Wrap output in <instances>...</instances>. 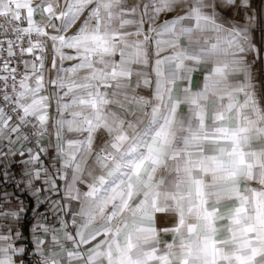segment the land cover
Wrapping results in <instances>:
<instances>
[{
    "label": "snow or ice",
    "instance_id": "snow-or-ice-1",
    "mask_svg": "<svg viewBox=\"0 0 264 264\" xmlns=\"http://www.w3.org/2000/svg\"><path fill=\"white\" fill-rule=\"evenodd\" d=\"M0 18V161L27 153V185L49 207L33 264H264V0H0ZM17 48L41 53L23 73ZM33 137L38 152L24 149ZM0 201V264H25L13 230L25 209ZM157 213L173 225L157 229Z\"/></svg>",
    "mask_w": 264,
    "mask_h": 264
},
{
    "label": "crops",
    "instance_id": "crops-1",
    "mask_svg": "<svg viewBox=\"0 0 264 264\" xmlns=\"http://www.w3.org/2000/svg\"><path fill=\"white\" fill-rule=\"evenodd\" d=\"M251 1V0H250ZM131 2V0H130ZM26 15V13H25ZM35 20H39L40 17L37 15L34 17ZM26 22V21H25ZM79 26V22L77 23L76 27ZM76 30L75 27L69 30V35ZM130 31H134V29H129ZM41 55V53L37 50L34 54L32 59H27L28 61H33L35 59V56ZM116 59H119V55H117ZM154 59V57H153ZM73 63V61H65L64 67H68ZM133 76L131 77V83L132 86L135 87V83L137 80V76L135 75V72L139 70V66L133 65ZM206 67L205 65H201L200 69L193 72L191 75V84L190 87L192 91H196L201 87L202 84V74H203V68ZM143 71L150 73L149 78L154 80V74H151V63L147 68H144ZM51 74V51L50 48L47 52V58L44 61V75H45V81L48 80L49 75ZM186 86V82L184 81H178L177 82V89H180L181 87ZM54 89L51 88V86H48V92H53ZM109 93L111 92V89L108 90ZM136 93L141 96H151V90L150 89H144L143 87L136 89ZM131 94V93H130ZM122 99V97H121ZM114 107V106H113ZM119 110V109H117ZM150 111V108L148 109ZM181 112L187 111V106L183 105L180 108ZM50 125H49V133L51 135H45L41 141V143L48 148L47 155L41 153V160L43 163L51 170L52 168V161L51 158L55 155L53 145L56 143L55 139V130L51 127V122L57 119V113L55 111V101L53 100V106L50 109ZM128 119H132V117L129 115L127 117ZM146 119V118H145ZM103 136V133L98 134V138L96 139L95 143L97 146H99L100 139L99 137ZM13 148L15 150L20 149V145L14 144ZM33 148L32 144L30 142L24 144V149ZM34 149V148H33ZM4 151H7V147H4ZM36 150V149H34ZM37 152L39 151L36 150ZM28 156L27 153H25L24 157H21L19 155L10 156L5 161H0V197L7 195L9 203H4V208L6 209H12V210H19L21 203L23 204V207L25 211L20 212V219L16 221L13 224V230H18L21 233V238L19 240L23 241L26 240L27 243H29V251L27 253V256L31 260L33 264V256L31 255V252L34 248V245L32 243V228L33 226L40 220H42V217L37 215L38 213H48L49 207L46 202H44V197L47 195L46 193H41L39 195V201L37 199V196L33 194L32 189L27 185V180L25 177V164L22 162L23 160H27ZM56 167H60V164L57 163L55 165ZM5 168L8 169V178L5 180V177L3 175ZM36 186H40V181H36ZM58 183L63 186L62 181H58ZM52 199L58 200L60 197L53 195ZM2 203V201H0ZM35 209V211H34ZM73 209L78 210L79 204L76 202H73ZM25 213H28L27 215V233L24 234L22 232V223L24 220ZM49 223L53 224L55 221L51 217V214L49 213ZM174 223V217L171 214L166 213H157L155 216V226L157 229H162L165 227H171ZM71 231V228L69 229ZM162 240H166L168 242H171V236L170 235H163L161 234ZM17 247H24L23 242H19L16 244ZM67 247L71 249L73 246L71 244H68ZM17 264H19V260H17Z\"/></svg>",
    "mask_w": 264,
    "mask_h": 264
},
{
    "label": "built area",
    "instance_id": "built-area-1",
    "mask_svg": "<svg viewBox=\"0 0 264 264\" xmlns=\"http://www.w3.org/2000/svg\"><path fill=\"white\" fill-rule=\"evenodd\" d=\"M0 23H5L4 18H0ZM21 26L22 27H27V23L25 21H22L21 22ZM255 33L257 35H259V36L261 35L260 32H259V30H256ZM0 38H3V37H0ZM32 42L33 43L36 42L35 41V34H33V40H32ZM23 47H25V48L28 47L27 39H25L23 41ZM16 52H17V56L15 58H13V60H12V66L13 67H16L18 65V72L19 73H23V71H24V65L20 61L27 60V59H32L34 53L33 54H30V53H26L25 52L23 54V56H20L19 49L18 48L16 49ZM3 56H6V52L3 54ZM2 58L3 57H0V59H2ZM259 66H260V61H259ZM29 142L32 144V146H33L34 149L38 150L37 145H36V138L35 137H33Z\"/></svg>",
    "mask_w": 264,
    "mask_h": 264
},
{
    "label": "trees",
    "instance_id": "trees-1",
    "mask_svg": "<svg viewBox=\"0 0 264 264\" xmlns=\"http://www.w3.org/2000/svg\"><path fill=\"white\" fill-rule=\"evenodd\" d=\"M27 215H28V213H25V215H24V220H23V223H22V232L24 233V234H26L27 233V224H28V221H27ZM19 242H23L24 243V248L26 249V253L21 257L22 259H24V261H25V264H32V262H31V260L29 259V257L27 256V253H28V251H29V243H27L26 242V240H23V241H21V240H17L16 241V244L17 243H19Z\"/></svg>",
    "mask_w": 264,
    "mask_h": 264
},
{
    "label": "rangeland",
    "instance_id": "rangeland-1",
    "mask_svg": "<svg viewBox=\"0 0 264 264\" xmlns=\"http://www.w3.org/2000/svg\"><path fill=\"white\" fill-rule=\"evenodd\" d=\"M253 7H257L260 5L261 0H251L250 1ZM259 40H260V36L257 35L255 32L253 33V42L257 43V45L259 46ZM249 59H252V57L250 56ZM259 61H257V63L253 66V73L254 76L259 79L260 78V74H259Z\"/></svg>",
    "mask_w": 264,
    "mask_h": 264
},
{
    "label": "bare ground",
    "instance_id": "bare-ground-1",
    "mask_svg": "<svg viewBox=\"0 0 264 264\" xmlns=\"http://www.w3.org/2000/svg\"><path fill=\"white\" fill-rule=\"evenodd\" d=\"M260 68V67H259ZM259 74H260V71H259Z\"/></svg>",
    "mask_w": 264,
    "mask_h": 264
}]
</instances>
